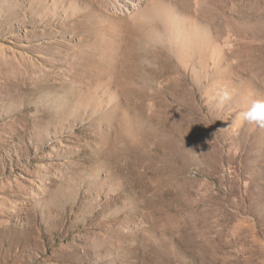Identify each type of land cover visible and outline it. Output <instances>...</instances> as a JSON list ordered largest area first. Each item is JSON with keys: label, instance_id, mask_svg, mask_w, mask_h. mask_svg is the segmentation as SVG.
Instances as JSON below:
<instances>
[{"label": "rangeland", "instance_id": "374dc122", "mask_svg": "<svg viewBox=\"0 0 264 264\" xmlns=\"http://www.w3.org/2000/svg\"><path fill=\"white\" fill-rule=\"evenodd\" d=\"M121 3L0 0V264H264V0Z\"/></svg>", "mask_w": 264, "mask_h": 264}, {"label": "clouds", "instance_id": "9594fccd", "mask_svg": "<svg viewBox=\"0 0 264 264\" xmlns=\"http://www.w3.org/2000/svg\"><path fill=\"white\" fill-rule=\"evenodd\" d=\"M231 98L230 93L222 92L218 96V101L220 104H224ZM240 115L242 120L256 127L264 128V100L253 101Z\"/></svg>", "mask_w": 264, "mask_h": 264}, {"label": "bare ground", "instance_id": "6f19581e", "mask_svg": "<svg viewBox=\"0 0 264 264\" xmlns=\"http://www.w3.org/2000/svg\"><path fill=\"white\" fill-rule=\"evenodd\" d=\"M121 1H122L121 4L124 6V8H127L128 10H130L131 8L136 9V7L140 6L142 3V0H121Z\"/></svg>", "mask_w": 264, "mask_h": 264}]
</instances>
